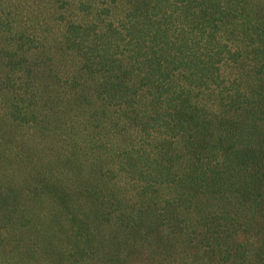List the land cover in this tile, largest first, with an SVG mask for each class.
Segmentation results:
<instances>
[{"label":"rangeland","instance_id":"rangeland-1","mask_svg":"<svg viewBox=\"0 0 264 264\" xmlns=\"http://www.w3.org/2000/svg\"><path fill=\"white\" fill-rule=\"evenodd\" d=\"M0 264H264V0H0Z\"/></svg>","mask_w":264,"mask_h":264}]
</instances>
